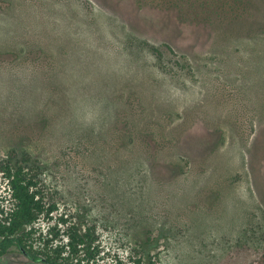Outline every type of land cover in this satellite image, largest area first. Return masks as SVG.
Wrapping results in <instances>:
<instances>
[{
  "label": "rangeland",
  "instance_id": "374dc122",
  "mask_svg": "<svg viewBox=\"0 0 264 264\" xmlns=\"http://www.w3.org/2000/svg\"><path fill=\"white\" fill-rule=\"evenodd\" d=\"M0 163L109 263L262 264L264 0H0Z\"/></svg>",
  "mask_w": 264,
  "mask_h": 264
},
{
  "label": "trees",
  "instance_id": "16d2710c",
  "mask_svg": "<svg viewBox=\"0 0 264 264\" xmlns=\"http://www.w3.org/2000/svg\"><path fill=\"white\" fill-rule=\"evenodd\" d=\"M0 172L12 202L10 209L0 202V258L17 250L36 264H153L135 257L107 262L94 227L72 224L63 215L50 226L57 207L44 202L24 166L0 163ZM41 221L46 222L48 231L39 227Z\"/></svg>",
  "mask_w": 264,
  "mask_h": 264
}]
</instances>
